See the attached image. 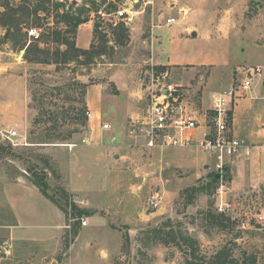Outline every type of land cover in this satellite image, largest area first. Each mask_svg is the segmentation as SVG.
I'll return each mask as SVG.
<instances>
[{"label":"rangeland","instance_id":"374dc122","mask_svg":"<svg viewBox=\"0 0 264 264\" xmlns=\"http://www.w3.org/2000/svg\"><path fill=\"white\" fill-rule=\"evenodd\" d=\"M42 1L0 0V76L6 74L11 81L0 78V105L5 84L12 93V111L0 110V264H187L188 245L194 244L197 264L210 262L224 248L240 264H250L253 258L264 264L262 178L232 192L231 170L218 171L215 159L197 148L145 151L125 137L112 142L130 116L146 108L151 77L164 70L170 72L168 82L184 87L190 107L202 116L201 124L208 125L212 96L236 88L244 73L260 67L262 75L252 92L240 100L255 104L256 116L252 122L247 119L246 129L250 124L252 129L264 128V93L255 91L264 87V0H52L66 8L51 15L35 13ZM99 4L104 13L111 4L137 13L131 25L113 13L91 14L93 29L95 23L100 25L91 44L105 55L58 67L26 61L27 49L55 50L52 39L43 35L57 14L71 5L92 9ZM7 6L25 10L13 17L6 14ZM10 17L20 21V31L1 24ZM140 17L144 33L134 39L132 27ZM171 17L177 22L167 27ZM122 27L128 32L117 44ZM32 28L40 31L41 41L30 40ZM189 29L198 31V37H191ZM77 39L78 31L76 45ZM92 87L102 88L109 110L81 126L80 111ZM102 122L112 124L113 132L103 133ZM13 131L19 135L16 144L4 139ZM85 139L91 144H83ZM70 145L76 147L70 150ZM214 175L222 178L203 191ZM40 178L58 204L34 184ZM222 181L229 189L221 199L215 194ZM8 185L12 192H7ZM155 195L159 205L151 210L149 200ZM222 202L227 204V229L207 216H218ZM71 215L76 219L72 234L66 228ZM82 218L88 227H82ZM15 223L25 227H15L17 234L26 230L31 238L45 235L47 244L39 249L42 245L8 241L5 226ZM6 244L13 247L6 250Z\"/></svg>","mask_w":264,"mask_h":264},{"label":"built area","instance_id":"2783aa9c","mask_svg":"<svg viewBox=\"0 0 264 264\" xmlns=\"http://www.w3.org/2000/svg\"><path fill=\"white\" fill-rule=\"evenodd\" d=\"M180 12L186 13L184 9ZM136 14L133 10L121 9L111 16L117 17L126 25H131ZM102 16L106 15L102 14ZM176 22L177 19L171 17L167 19L166 25L171 26ZM28 35L34 42L41 39V33L36 28L29 30ZM169 74V70H164L156 75L153 73L147 88L146 108L142 113H137L129 118L123 133L120 136H113V143L125 137L132 146L145 151L197 148L215 159V168L220 172H224L243 153H246L247 156L253 153L252 147L234 135L233 120L230 119V115L234 103L252 92L255 79L262 75L260 67L244 73L243 79L236 88L212 96L211 121L208 125H202L200 114L190 107L185 98L184 87L168 82ZM86 116L89 122L95 117L90 110L87 111ZM100 127L103 133L113 132V125L110 123L102 122ZM198 132H200V136H197ZM18 137L16 131L4 135V139L9 140L12 144H16ZM83 144L90 145V139L83 140ZM75 147L76 145L69 146L70 150ZM257 148L264 151V146ZM227 189L229 187L222 181L216 190L215 197L222 199ZM158 198L159 195L150 198L151 210L158 208ZM219 210L225 214L227 204L220 203ZM260 220L264 221V216L260 217ZM75 222L76 219H73L71 215L69 224L66 226L71 234ZM81 225L82 227L88 226L86 218L81 219Z\"/></svg>","mask_w":264,"mask_h":264},{"label":"trees","instance_id":"16d2710c","mask_svg":"<svg viewBox=\"0 0 264 264\" xmlns=\"http://www.w3.org/2000/svg\"><path fill=\"white\" fill-rule=\"evenodd\" d=\"M52 4L53 9L50 11L48 8L49 5ZM103 4V3H102ZM51 7V6H50ZM102 5H94V8H87V7H81L78 9H75L74 6L71 5L69 10L65 11L63 14H57L55 21H54V26L50 27L48 29V35L45 37L43 35V39L48 37V39H52L53 44L55 45V50L51 51L49 49H43L40 48L39 46L34 47L33 49H27L25 56H26V61L32 62V63H39V64H46V65H55L56 67L60 65H68L72 62H79L82 61V57H86L89 55H105V50L104 49H99L96 48L94 44L91 45L90 49H80L76 45V35L79 27L83 24L88 23L91 20V14H95L99 17L102 16L104 13L101 10ZM65 5L63 3H53L52 0H43L38 6L37 9L35 10V13H38L39 11H42L44 13H47V15H51L53 12L60 11V9H65ZM7 11L6 14H10L13 17L17 15L19 11H21L20 6L16 8H12L10 6H7ZM25 10V9H24ZM76 12H73L75 11ZM118 10L116 5H112L105 10L106 13L105 15H110ZM29 10H27L28 12ZM8 22H1V24L4 27H9V29H14L16 31H20V26L21 23L18 19L16 18H9L7 19ZM60 25H64V27H60ZM100 30V25L98 23H95L94 25V37L97 38ZM128 32V30L124 29L123 27L119 32L116 33V43H121L123 41L124 33ZM10 33V31H9ZM41 41V40H39ZM43 41V40H42ZM38 42V41H37ZM62 47H65L63 49ZM164 70V69H163ZM88 111V107L86 104H84V107H82L80 113V117L84 119V123H81L79 125L85 126L87 123V116L86 113ZM230 119L232 118V113L230 115ZM64 118H68V116L64 115ZM76 131V130H75ZM230 173V169L225 170V174ZM221 179V178H220ZM220 179L217 178V175L213 176L212 184L211 183H205L201 187L203 191H207L210 189L213 185V183H218ZM42 192V194L51 200L52 202L58 204V202L48 193L49 187L48 184L45 181V178H40V181H37L34 183ZM75 210H77L76 206H74ZM68 212V210L65 209V212ZM66 212V213H67ZM208 218L211 220V222L218 227H221L222 229H227L226 223L229 221L226 219V216L224 213H220L218 216L213 215L211 212L207 214ZM188 247L191 248L190 250V258L187 261V264H197L196 260V248L195 244L191 245ZM205 264H240L238 261H236L233 258V255L231 254L230 250L224 248L223 250L219 251L211 260L210 262H206ZM250 264H257V259L253 258L251 260Z\"/></svg>","mask_w":264,"mask_h":264},{"label":"crops","instance_id":"0c3cea01","mask_svg":"<svg viewBox=\"0 0 264 264\" xmlns=\"http://www.w3.org/2000/svg\"><path fill=\"white\" fill-rule=\"evenodd\" d=\"M93 32H94L93 21H89L88 23L82 25L78 30L77 47L80 49H85V50L89 49L90 45H92L91 43L93 40ZM154 32L156 33L155 29H154ZM193 32L194 30L189 29V34L191 37H192ZM143 33H144L143 21H142V18L140 17V21L138 22V24L132 27V37L134 39L136 37L141 38ZM198 35L199 33L197 31L196 37H198ZM155 53H159V51ZM160 65H164V66L165 65H175V63H160ZM176 65H180V64H176ZM205 65L206 64H199L198 66L201 67ZM0 78H5V82L7 80L8 84H11V81L8 79L6 74L0 76ZM255 91H256V95H258L259 93H264V87L260 91L258 89ZM4 94H5L4 104L3 105L1 104L2 106L0 105V110L3 111L4 113H7V110L11 112L12 111V93L7 91V84H5ZM6 95H8L7 100H6ZM237 102H239V104L237 105V103H234L236 105H233L232 107V120H233L232 127L234 131V135L237 136L239 139L243 140L244 142H246L248 146L252 147L253 153L250 156H247L246 153H243L241 157H239L231 165H229L228 168L231 170V174H232V182H231V187H230L232 192L236 191L238 187L240 188L244 183L251 186L254 184L255 179L257 180L258 178L259 179L262 178L264 180V151L262 149L257 148L260 146H264V128H262L261 130L252 129L251 124H250L249 128L246 129V127H248L249 125V124H245L247 119L250 122H252L251 120L254 119L256 116L254 115L255 112H253L255 104L245 99L237 101ZM108 104H109L108 98L104 94V91L102 90V88L101 90L94 89L93 87L89 89L88 94H87V107H88V110L94 113L95 117H100L101 115H105V113H108V110H109V108L107 107ZM135 114L136 113H134L130 117L134 116ZM200 121H202L201 115H200ZM243 133H248V134L242 138ZM116 148L117 149L115 150H118L121 148V146L116 147ZM209 164L210 163L208 162V165ZM213 165H214V162L212 163L211 166ZM209 169H207V171H209ZM10 187L9 185L6 187L7 192H12L11 189L13 187L11 185ZM72 187L73 188L70 191L71 193H74L75 185H72ZM18 205L16 202L15 206H14V203L12 204V207L16 209V207L19 208ZM18 226L25 228L19 223L10 224V225L5 226L8 241H11L13 243L17 242L21 245H27V244H35V245L38 244L39 246L42 245V247H40L39 249H43V247L45 246L44 244H47L45 241V235H44V238L42 239H36V238L29 237V235H27L26 230L17 234L15 227H18ZM58 228H59V225L56 226V229ZM83 228H86V227H83ZM12 247L13 246L10 244L5 245L6 250H10V248ZM40 253H37V254H40ZM37 254L36 256L37 258H39L40 255H37ZM3 257H6V254H4Z\"/></svg>","mask_w":264,"mask_h":264},{"label":"water","instance_id":"95a60500","mask_svg":"<svg viewBox=\"0 0 264 264\" xmlns=\"http://www.w3.org/2000/svg\"><path fill=\"white\" fill-rule=\"evenodd\" d=\"M196 36H197V33L196 32H193L192 33V37H196ZM226 170H228V168ZM221 177H222L221 175L217 176L218 179H220Z\"/></svg>","mask_w":264,"mask_h":264}]
</instances>
